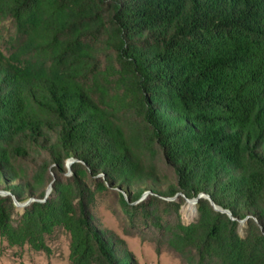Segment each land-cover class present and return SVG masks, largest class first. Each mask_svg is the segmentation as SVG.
Segmentation results:
<instances>
[{"label": "trees", "instance_id": "1", "mask_svg": "<svg viewBox=\"0 0 264 264\" xmlns=\"http://www.w3.org/2000/svg\"><path fill=\"white\" fill-rule=\"evenodd\" d=\"M4 22L1 237L38 248L57 225L70 264H134L92 222L99 174L189 264H264V0H0ZM174 195L198 197L194 222L164 221Z\"/></svg>", "mask_w": 264, "mask_h": 264}, {"label": "rangeland", "instance_id": "2", "mask_svg": "<svg viewBox=\"0 0 264 264\" xmlns=\"http://www.w3.org/2000/svg\"><path fill=\"white\" fill-rule=\"evenodd\" d=\"M0 50L9 54L18 46L17 41H12L13 29L9 22L0 25ZM17 43V44H16ZM60 175L61 179L67 181L71 175L70 169ZM169 177V172L165 170ZM101 175H88L85 178L86 189L93 191V202L91 204L92 222L99 229L108 230L125 240L127 248L131 251L134 264H189L186 259L175 249L168 245L163 230L156 228L150 219L142 216L141 208L131 209L128 213L120 205V191L109 186L102 190L97 188L96 181ZM44 188L47 195L51 192V183H47L39 189ZM2 192H0L1 194ZM2 195V194H1ZM148 194L143 193L132 205L145 202ZM165 200H173L180 203L176 210L173 206H160L163 219L167 223L180 221L188 225L197 217L196 204L190 199L180 202L179 196L165 197ZM37 198H27L14 203V209L10 220L16 224L19 222L25 208ZM245 221L238 223V233L245 234ZM70 237L61 226L52 225L42 234L38 248L25 243L23 245H10L0 235V264H70L69 262Z\"/></svg>", "mask_w": 264, "mask_h": 264}, {"label": "water", "instance_id": "3", "mask_svg": "<svg viewBox=\"0 0 264 264\" xmlns=\"http://www.w3.org/2000/svg\"><path fill=\"white\" fill-rule=\"evenodd\" d=\"M72 162H73L72 160H69V161H68V163H67V168H68V169H70V165H71ZM46 196H47V193H46ZM197 200H198V197H196V198H192V199H190L189 201H192L194 204H196V203H197ZM210 203H211V205L213 206V208H214L216 211H220V212L226 213L231 219H233L232 216L230 215V213H229L228 211H226V210H224V209L218 207V206L215 205L212 201H211ZM15 204H17V203H15ZM244 221H245V220H243V221H241V222H244Z\"/></svg>", "mask_w": 264, "mask_h": 264}]
</instances>
